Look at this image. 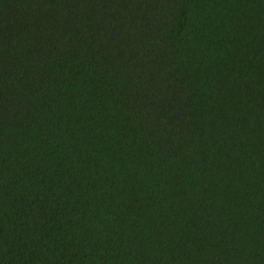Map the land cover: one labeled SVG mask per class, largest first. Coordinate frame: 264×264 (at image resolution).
<instances>
[{
	"label": "trees",
	"instance_id": "1",
	"mask_svg": "<svg viewBox=\"0 0 264 264\" xmlns=\"http://www.w3.org/2000/svg\"><path fill=\"white\" fill-rule=\"evenodd\" d=\"M0 264H264V0H0Z\"/></svg>",
	"mask_w": 264,
	"mask_h": 264
}]
</instances>
